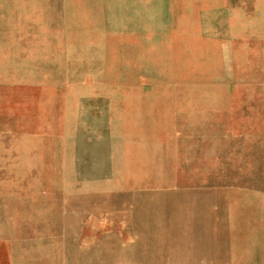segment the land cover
Here are the masks:
<instances>
[{
	"label": "rangeland",
	"instance_id": "374dc122",
	"mask_svg": "<svg viewBox=\"0 0 264 264\" xmlns=\"http://www.w3.org/2000/svg\"><path fill=\"white\" fill-rule=\"evenodd\" d=\"M136 227L264 264V0H0V264H157Z\"/></svg>",
	"mask_w": 264,
	"mask_h": 264
},
{
	"label": "crops",
	"instance_id": "0c3cea01",
	"mask_svg": "<svg viewBox=\"0 0 264 264\" xmlns=\"http://www.w3.org/2000/svg\"><path fill=\"white\" fill-rule=\"evenodd\" d=\"M136 226H137V223H136ZM135 235H138V237L134 236V237H130V241H128V244H127V251H130V252H136L138 253L139 251L143 250L145 247H144V244L146 245H149V248L150 249H147L148 251H152L155 253L154 257H157L155 258L158 263L157 264H174L172 259H173V253L170 254L171 252V246L174 248V246L172 245V241H170L168 239L165 240L162 238V236H164L162 234V229L163 228H157L158 229L156 231V238L152 237V239H146V243L142 240V234L140 233L142 229H144L143 227L140 228H135ZM165 230V229H164ZM173 230V228H168V231H171ZM178 230V229H176ZM141 237V238H140ZM166 242L168 243V249L166 251V249L164 248V245L166 244ZM124 245L121 244V247H123ZM170 247V248H169ZM164 252L165 255H162L161 253ZM160 253V254H159ZM160 259V261H159ZM164 259V260H163ZM163 260V261H161Z\"/></svg>",
	"mask_w": 264,
	"mask_h": 264
}]
</instances>
